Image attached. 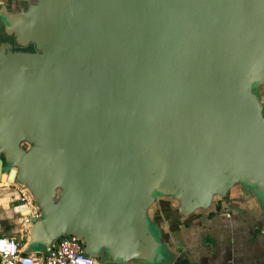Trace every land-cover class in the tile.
Returning a JSON list of instances; mask_svg holds the SVG:
<instances>
[{"label": "water", "instance_id": "water-1", "mask_svg": "<svg viewBox=\"0 0 264 264\" xmlns=\"http://www.w3.org/2000/svg\"><path fill=\"white\" fill-rule=\"evenodd\" d=\"M20 1L8 32L34 50L0 49V184L33 207L23 254L185 264L160 214L232 198L264 225V0Z\"/></svg>", "mask_w": 264, "mask_h": 264}, {"label": "crops", "instance_id": "crops-1", "mask_svg": "<svg viewBox=\"0 0 264 264\" xmlns=\"http://www.w3.org/2000/svg\"><path fill=\"white\" fill-rule=\"evenodd\" d=\"M7 184H0V238L22 242L27 231L19 218L33 207L16 186ZM256 215L251 204L232 198L218 211L198 214L187 224L160 217L172 250L185 255V264H264V225L256 222Z\"/></svg>", "mask_w": 264, "mask_h": 264}, {"label": "built area", "instance_id": "built-area-1", "mask_svg": "<svg viewBox=\"0 0 264 264\" xmlns=\"http://www.w3.org/2000/svg\"><path fill=\"white\" fill-rule=\"evenodd\" d=\"M29 217H25L24 224ZM0 264H101L86 257L80 242L74 238H62L45 255H25L15 238H0Z\"/></svg>", "mask_w": 264, "mask_h": 264}, {"label": "flooded vegetation", "instance_id": "flooded-vegetation-1", "mask_svg": "<svg viewBox=\"0 0 264 264\" xmlns=\"http://www.w3.org/2000/svg\"><path fill=\"white\" fill-rule=\"evenodd\" d=\"M27 6L28 4L26 2L20 0H0V49L4 45L9 46L12 52H33L34 49L31 45H29L27 48H21L17 44L14 34L12 32L9 33L7 28V18L18 13L21 9L26 10ZM0 159L2 160L1 156ZM228 206L230 208L234 207V205L231 204Z\"/></svg>", "mask_w": 264, "mask_h": 264}, {"label": "rangeland", "instance_id": "rangeland-1", "mask_svg": "<svg viewBox=\"0 0 264 264\" xmlns=\"http://www.w3.org/2000/svg\"><path fill=\"white\" fill-rule=\"evenodd\" d=\"M5 184H7V183H5ZM14 188V187H13ZM17 189H18V191L20 192H22L24 195H25V197H27L28 198V195L25 193V191L22 189V188H19V187H17ZM24 215V214H23ZM167 217V216H166ZM24 219H25V217L24 216H22V217H20L19 218V223L21 222H24ZM167 219V218H166ZM170 219V218H169ZM176 223V222H175ZM174 223V224H175ZM17 242H20V241H17Z\"/></svg>", "mask_w": 264, "mask_h": 264}, {"label": "trees", "instance_id": "trees-1", "mask_svg": "<svg viewBox=\"0 0 264 264\" xmlns=\"http://www.w3.org/2000/svg\"><path fill=\"white\" fill-rule=\"evenodd\" d=\"M220 205H221V203L219 202V203L217 204V206H216L217 211L219 210ZM237 205H239V204H236V205H234V206H237ZM176 222H177V221H176ZM177 223H179V222H177ZM16 240H17V239H16ZM18 243H19V246L22 247V245L25 243V240H23L22 242H18Z\"/></svg>", "mask_w": 264, "mask_h": 264}, {"label": "bare ground", "instance_id": "bare-ground-1", "mask_svg": "<svg viewBox=\"0 0 264 264\" xmlns=\"http://www.w3.org/2000/svg\"><path fill=\"white\" fill-rule=\"evenodd\" d=\"M4 181H5V179H4ZM4 181H3V182H4Z\"/></svg>", "mask_w": 264, "mask_h": 264}]
</instances>
